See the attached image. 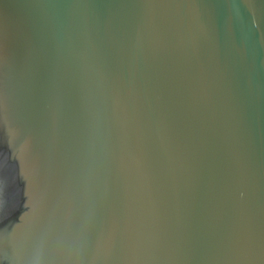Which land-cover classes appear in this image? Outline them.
Wrapping results in <instances>:
<instances>
[{
  "label": "water",
  "instance_id": "95a60500",
  "mask_svg": "<svg viewBox=\"0 0 264 264\" xmlns=\"http://www.w3.org/2000/svg\"><path fill=\"white\" fill-rule=\"evenodd\" d=\"M0 264H264V0H0Z\"/></svg>",
  "mask_w": 264,
  "mask_h": 264
}]
</instances>
